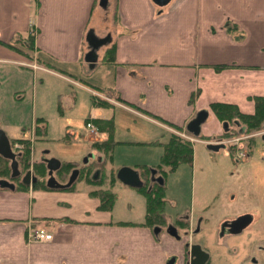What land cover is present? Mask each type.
I'll list each match as a JSON object with an SVG mask.
<instances>
[{"label":"crops","instance_id":"0c3cea01","mask_svg":"<svg viewBox=\"0 0 264 264\" xmlns=\"http://www.w3.org/2000/svg\"><path fill=\"white\" fill-rule=\"evenodd\" d=\"M96 1L0 0V42L15 43L33 28L35 49L29 54H34L36 61H52L68 76H73L71 67L85 70L88 65L100 66L101 84H89L81 76L76 78L77 87H85L91 96H96L94 89L102 91L108 101L110 96L115 97L120 104L115 108L121 107L139 123L150 126L134 131L127 128L135 138L143 139L124 141L116 137L114 114L93 117L113 119L115 147L130 144L161 148L174 131L169 124L185 130L200 110L208 112V121L211 114L207 106L212 102L236 105L245 114L254 112L248 98L264 96V0H170L164 6L153 0H112V23L109 26L105 22L102 31L101 6L108 0H99L98 6ZM90 32L98 39H107L94 50V62L85 59L92 51L87 41ZM111 47L115 49L113 62L101 64ZM32 64L31 55H21L0 44V65H19L34 79L38 72L73 85V79L66 75L33 69L29 66ZM216 65L230 68L216 71ZM230 79L236 85L228 84ZM34 124L20 117L5 128H21L24 134ZM211 125V121L202 125V136L211 138L225 131L223 124L219 130ZM69 135L75 141L76 133L70 131ZM22 138L25 136L11 139ZM96 158L100 160L101 156ZM139 161L131 168L155 165L144 158ZM132 190L125 193L130 197L125 206L130 215L118 218L115 206L111 212L101 211L99 200L85 187L0 189V264H165L172 254L174 237L141 227L145 203L138 193L132 195L136 192ZM31 227L44 229L52 240L29 241Z\"/></svg>","mask_w":264,"mask_h":264},{"label":"rangeland","instance_id":"374dc122","mask_svg":"<svg viewBox=\"0 0 264 264\" xmlns=\"http://www.w3.org/2000/svg\"><path fill=\"white\" fill-rule=\"evenodd\" d=\"M98 3L99 0L96 1V6H98ZM104 5L101 6L103 7L101 31L106 28L105 22L109 26L112 23L110 18L112 16V0L111 2L108 0L107 5ZM17 53L25 55L23 52ZM27 55H31V60L33 64L35 63V65H29L31 68L51 69L46 67V65L38 63L34 54L26 52L25 56ZM94 56L97 58V52H94ZM101 64H108L105 61V56L101 59ZM88 66L89 68L85 70L79 66H77L78 68H69L73 76L66 75L61 69V71L56 70L58 73L66 75L67 78L73 79L71 81L73 85H69V83L63 80H52L47 75L38 72L36 73L37 78L34 79L32 73L23 72L19 65H0V69L3 68L0 71V128L2 130L5 127L7 128V123L12 124L17 122L20 117H24V121L27 124H30L31 121L35 122V119L39 117L46 120L47 133L44 137L40 132L42 129L38 133L36 132V124L24 134L21 128H16L13 131L6 128L4 130L5 132L7 131L10 138L25 136L29 140V147L31 149L29 170L32 169L34 172V164L40 163L39 161L42 157L47 158L48 156L58 159L61 164L62 162L72 163L77 170L82 169L83 164H85L84 159L91 153L94 154L93 157L95 158L91 157L88 163L95 161L97 156L103 158L105 156L107 159L108 153L106 151H99L97 148L91 146L92 143L100 142L105 135L98 133L93 123L95 127L94 131H92V128H86V120L89 117H101L104 115L105 118H108L114 114L115 125L117 127L116 137L124 141H136L138 139L142 141L143 139L142 137L135 138L136 135L129 133L127 128H131L134 131L135 128L150 127L147 123H139L134 116L130 115V112L129 114L124 112L120 109L121 107L115 108L119 104L117 99L110 96V100L108 101L106 93L97 91V89H94L96 96L93 97L97 100L105 101L106 105L96 107L102 108L101 110L94 109L95 106L92 104L90 93L83 86L77 87L78 80L76 78H81V76L86 77L83 80L89 84H101L98 81L101 73L99 69L102 71V68L100 66L96 68L94 65ZM51 70L55 71V69ZM88 75L89 77H87ZM228 84L236 85L234 79H230ZM249 86L251 87L250 84ZM230 87L233 86L230 85ZM260 97L264 96H252L248 98V101L254 104V111L255 99ZM215 103L221 102H212L207 106L211 118L208 121L206 120L205 123L211 121V128L214 126L215 129L218 128L219 130L222 122L210 108ZM222 104L229 105V103ZM124 109L130 111L129 109ZM98 112L101 113L97 114ZM135 120L137 124H135ZM39 125L43 127L44 123H40ZM170 128L173 129L172 127ZM173 130L168 134L169 137L171 133L179 136L183 133L178 134L175 129ZM70 131L76 133L75 141L71 140ZM185 135L193 140L191 143L195 152V161L191 167L182 165L175 172L167 174L165 179L167 202L164 215L167 218V224L176 228L174 222L176 219H181L185 221L183 223L185 227L179 226L178 229L176 228L180 234L179 236L183 235L186 238H192L195 242L204 241L210 245L219 236L218 233L222 223L226 220L231 221L241 215H250L253 219V224L245 230L243 238H263L264 131L255 134L244 133L225 138L222 137V133L208 140L202 137L193 138L188 133ZM204 140L207 144L224 143L226 147L220 148L217 151H210L206 145L202 144ZM21 145L24 147L23 144ZM22 149L20 147L17 150L20 153ZM43 150L48 152L47 155L42 154ZM237 150L244 152L248 159L246 161H238L233 158L232 153L235 154ZM161 151V148L158 146L143 148L142 146L120 144L114 147L112 167L116 170L123 166L131 167L134 163L141 162L139 161L140 158H144L150 164L156 165ZM24 171L27 170L24 168ZM54 177L57 181H60L58 174L55 173ZM77 186L78 188L85 187L88 191L96 189V186L83 181L78 183ZM107 187H109L108 183H106V189ZM111 189L118 196L114 204L116 216L118 218H122L123 215L129 216L130 212L126 209V203H128L130 197H127L125 193H131L130 191L133 190L121 184H116ZM132 193V195H136L135 193L138 192ZM142 199L144 200V198ZM133 220L136 219L134 218ZM165 232L167 233L166 228L162 229V234H165ZM158 237L159 235L155 238L157 242Z\"/></svg>","mask_w":264,"mask_h":264},{"label":"trees","instance_id":"16d2710c","mask_svg":"<svg viewBox=\"0 0 264 264\" xmlns=\"http://www.w3.org/2000/svg\"><path fill=\"white\" fill-rule=\"evenodd\" d=\"M234 28V27H233ZM31 32L28 33L26 38H19L15 43H2L1 45L7 46L13 51L23 52L26 55V52L34 51V35L35 31L31 28ZM25 48V50H23ZM23 50V51H22ZM114 47H111L107 50L105 55L106 63L113 62L114 56ZM28 56V55H27ZM38 63L41 65H46L51 69L59 71L60 69L56 68L52 61L45 60L43 58L37 59ZM230 68L227 65H216L214 69L216 71H221L224 69ZM61 71V70H60ZM193 96L191 97L190 102H193ZM255 111L253 114L242 113L236 105L232 104H222L215 103L210 106L213 113L217 118L222 122V124H227V131L223 132L222 137L237 136L244 133L255 134L261 131H264V97L255 99ZM92 104L95 107L104 106L105 101L97 100L92 96ZM87 122H91L97 129V132L104 134L105 138L101 139L99 142L92 143L91 146L97 148L99 151H106L108 153L107 159L101 157L100 160L96 159L95 161L89 162L87 165H84L82 169L79 170V175L77 180L70 187L65 188L66 190H73L76 188V185L81 181L96 186V189L91 190L89 195L91 197L97 198L100 202L101 211L111 212L113 210L114 204L117 200V194L111 191L114 185L119 183L116 178L117 170L112 167L113 163V150L114 147L118 144L114 140V131L115 126L113 119H103V118H88ZM44 123L43 127L39 124ZM35 130L38 133L42 129V136H46V120L44 118H37L35 120ZM170 127L175 129L177 133H182L183 130L181 127L171 125ZM187 133V132H185ZM209 139L210 137L199 136L198 138ZM17 142L24 145L18 156V162L20 166L29 170L30 160H31V149L29 147V140L27 138L17 139ZM162 151L159 156V161L155 166L149 165H137L134 167L135 170L139 172L140 178L143 181V186L135 189L141 196L144 198L145 202V215L144 221L141 226L154 231L155 228L167 229L169 226L167 224V218L165 215L166 207V183L165 179L168 173L175 172L180 166L187 165L192 166L193 164V145L187 139L171 133L167 142L160 144ZM233 154V153H232ZM111 165V166H110ZM108 167H110L108 169ZM76 169L74 164L62 162L59 170L56 171V174L59 175L60 183H66L71 172ZM34 174L38 176L39 180L32 185V188L35 190H50L46 186L45 178L47 174L46 165L42 162L35 163L33 166ZM155 171L153 175L152 172ZM9 173L8 161L0 157V176H7ZM158 178L162 179V182H159ZM106 183H108L106 189ZM21 188H28L26 185H21ZM185 221L181 219H176L174 226L178 229L179 226H183ZM129 224V223H120ZM160 235V234H159Z\"/></svg>","mask_w":264,"mask_h":264},{"label":"flooded vegetation","instance_id":"af4514ba","mask_svg":"<svg viewBox=\"0 0 264 264\" xmlns=\"http://www.w3.org/2000/svg\"><path fill=\"white\" fill-rule=\"evenodd\" d=\"M0 130L2 129L0 128ZM2 131H4V129ZM6 136L10 141L11 151L16 155L15 159L17 161L18 175L13 176L11 161L4 158L8 161L9 173L7 176H0V181H6L12 184L14 186V189L21 188V185H26L23 183V178L29 170L24 171L18 162L17 158L19 156V150H16L15 147V143H17L16 140L11 139L7 134ZM202 143L206 144L208 148L205 140L202 141ZM220 144L224 145L223 148L226 147L224 143ZM42 152V154L44 155H47L48 153L46 150H43ZM240 152L242 151L237 150L235 154H232V157L238 161H246L248 159L246 158V156H238ZM49 159H51L49 156L47 158L42 157L39 162L45 163V160ZM55 173L56 172H54L53 175ZM32 174L36 177L37 182V180H39L38 176H36L33 171ZM46 181L47 177L45 178V182ZM36 182L30 183V185L26 186L32 187V185ZM0 189L7 188L0 187ZM243 216H247L248 219H246V221L244 219L237 221ZM252 224L253 219L249 215H241L235 219H232L231 221L226 220L221 225L218 233L219 236L216 237L210 245L204 241L195 242L192 238H186L183 235L179 236L178 238L174 237L175 244L170 247L172 254L165 261V264H264V237H250L249 239L243 238L245 230L252 226ZM178 235L180 234L178 233ZM194 246H198L199 249L195 248L194 251L196 259L194 258L195 260H192L190 251ZM200 251L207 254L204 262L201 261L202 253Z\"/></svg>","mask_w":264,"mask_h":264},{"label":"water","instance_id":"95a60500","mask_svg":"<svg viewBox=\"0 0 264 264\" xmlns=\"http://www.w3.org/2000/svg\"><path fill=\"white\" fill-rule=\"evenodd\" d=\"M170 0H153V2L158 6H164L167 3H169ZM104 0H101V3H103ZM107 39H98L93 32H90L87 35V41L89 43V46L91 47L92 51H90L86 55V60L89 62H94L96 60L94 56V50L98 49L99 47L103 46L107 41ZM208 118V112L206 110H200L197 112L194 118H192L185 126L186 131L191 134L194 137H198L201 133V127L206 122ZM223 129L227 130V124H223ZM264 139V137H263ZM224 145L222 144H208V148L211 150H218L219 148H223ZM0 156L3 158L11 161V169L13 171V176L18 175V169H17V161L15 159V154L11 151L10 141L8 137L6 136L5 132L0 130ZM93 157V154L91 153L84 159V163L86 164L88 160ZM46 168H47V181L46 186L50 189H64L70 187L74 182L77 180L79 175V170L74 169L69 178L68 181L65 184L59 183L53 173L60 169L61 162L58 159L51 158L49 160H45ZM152 174H155V171L152 172ZM117 180L124 186L138 189L143 186V181L140 178L139 172L131 167L123 166L118 169L116 173ZM159 182H162L161 178H158ZM36 182V177L33 176L32 171L29 170L24 175L23 183L26 185H30V183ZM0 187L1 188H7V189H14V186L6 181H0ZM244 219H248L247 216H243L239 218L237 221ZM160 231L159 228H155L154 232L158 233ZM167 233L175 238H178V232L176 228L169 226L167 229ZM195 248L199 249L198 246L192 247L190 251V255L192 257V260H195ZM201 252V251H200ZM202 253L201 261L204 262V260L207 257V254ZM197 254V253H196ZM195 258V259H194Z\"/></svg>","mask_w":264,"mask_h":264},{"label":"built area","instance_id":"2783aa9c","mask_svg":"<svg viewBox=\"0 0 264 264\" xmlns=\"http://www.w3.org/2000/svg\"><path fill=\"white\" fill-rule=\"evenodd\" d=\"M86 128H92V131L95 130V127L91 122H87ZM16 148H20V145H15ZM239 157H245L244 152H240L238 154ZM27 237L29 241L31 242H37V243H42V242H48L52 240V235L47 233L44 229L37 228V227H31L28 232H27Z\"/></svg>","mask_w":264,"mask_h":264}]
</instances>
